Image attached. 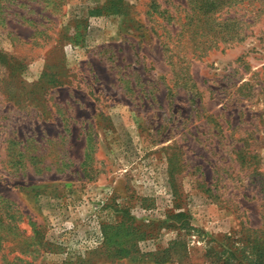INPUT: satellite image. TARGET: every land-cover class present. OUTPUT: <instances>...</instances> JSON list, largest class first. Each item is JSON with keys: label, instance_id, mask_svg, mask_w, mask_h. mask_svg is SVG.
<instances>
[{"label": "rangeland", "instance_id": "obj_1", "mask_svg": "<svg viewBox=\"0 0 264 264\" xmlns=\"http://www.w3.org/2000/svg\"><path fill=\"white\" fill-rule=\"evenodd\" d=\"M261 185L264 0H0V264H264Z\"/></svg>", "mask_w": 264, "mask_h": 264}, {"label": "trees", "instance_id": "obj_2", "mask_svg": "<svg viewBox=\"0 0 264 264\" xmlns=\"http://www.w3.org/2000/svg\"><path fill=\"white\" fill-rule=\"evenodd\" d=\"M202 7H200L201 9ZM205 15V14H204ZM259 176H262L261 173H257ZM253 177V175H252ZM259 182L258 177L255 176L253 179V183L257 184ZM262 187H260L259 189H257L256 191V195L260 196L261 198V203H260V213H259V219L261 222L260 227L258 228H253L251 226H249L248 224H250V220L246 217L245 222L240 220L239 224H240V230H238L237 232H235L234 234L237 235L238 237V241L240 240L242 242V244L244 245V249L242 250L243 252H247L246 248L250 250L251 255L253 257H255V261H257L258 259L264 261V185H261ZM212 189H208L209 192H211ZM235 197L238 198H242L244 200H248L249 199H254L255 197H249V195L247 193H237L235 194ZM230 200V199H229ZM1 204V203H0ZM237 204H240V202L237 201ZM237 210H241V208H237ZM250 210L247 208L243 209V214L245 212H249ZM7 214V213H6ZM7 216V215H5ZM18 225V224H17ZM19 229L14 223L12 222H8V221H4V219H0V240L4 239L6 236H8L9 234L12 233V231ZM2 235V236H1ZM17 241L19 243H25L27 239H24L22 237V235L18 234L17 235ZM22 238V239H19ZM21 255L19 256H14L13 259L15 260H21L24 261V259L22 258L23 254L22 252H20ZM238 258V264L239 261L244 262L245 257L243 255H241L240 253H238V255L236 256ZM5 258V256H4ZM28 263H30V261H27ZM9 263H12V261H10ZM248 264H256L253 262H250ZM259 264V263H257Z\"/></svg>", "mask_w": 264, "mask_h": 264}]
</instances>
